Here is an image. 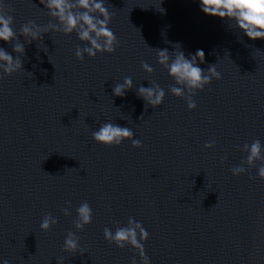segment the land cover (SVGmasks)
Here are the masks:
<instances>
[{"label":"water","instance_id":"1","mask_svg":"<svg viewBox=\"0 0 264 264\" xmlns=\"http://www.w3.org/2000/svg\"><path fill=\"white\" fill-rule=\"evenodd\" d=\"M0 3L16 33L0 49L22 62L12 75L0 68V264H131L133 257L142 264L131 246L104 238L105 228L114 233L129 217L149 233L150 264H264L261 161L231 172L246 159L245 144L264 146V39L204 14L200 0H104L119 44L79 60L77 46L89 45L64 34L40 0ZM29 21L48 31L32 40L21 32ZM178 43L186 57L203 50L198 66L215 64L221 76L192 97L193 110L171 94L175 81L158 63L156 48L174 56ZM125 77L133 88L115 96ZM151 82L166 93L157 108L137 95ZM109 122L130 128L142 147L95 142L93 131ZM84 202L92 222L78 231ZM49 213L58 223L42 231ZM69 232L79 238L77 252L64 250Z\"/></svg>","mask_w":264,"mask_h":264},{"label":"clouds","instance_id":"2","mask_svg":"<svg viewBox=\"0 0 264 264\" xmlns=\"http://www.w3.org/2000/svg\"><path fill=\"white\" fill-rule=\"evenodd\" d=\"M53 17L63 25V33L70 35L73 32L77 34L80 41L86 42L85 47L77 46L75 55L79 60H83L85 54L94 58L97 53H114L119 44L117 37L108 27L111 22V15L104 4V0H40ZM78 7L81 11L78 13L74 8ZM200 7L204 14L219 17L222 20L234 22V26L243 32L249 39H264V0H200ZM6 5L0 3V40L11 42L15 37L12 25L14 18L12 15L5 13ZM7 11H12L7 8ZM160 12L165 10L160 7ZM96 13V14H93ZM102 17V18H101ZM49 27H55L50 25ZM35 28V30H33ZM48 31V28L41 29L35 25L34 21L21 26V32L25 36H30L32 40L40 39L41 33ZM180 51H173V55L167 49H157L158 63L167 69L168 74L174 79L175 85L171 86L169 91L176 97L184 98L187 101L189 110L196 108V103L192 97L202 91L205 86L211 84L212 79H220V73L217 72L215 64L208 68L202 69L198 66L204 62L205 53L203 50H197L194 55L185 56L178 43ZM14 51L23 53L22 45H16ZM0 61H5V65H0L5 75H12L22 68V62L12 55L0 49ZM142 68L149 74L154 69L147 63L142 64ZM2 78V77H0ZM133 88L131 77H125L122 84H115L113 94L123 97L127 90ZM137 95L141 97L145 105H151L157 108L163 103L166 95L164 89L159 84L151 82L149 87L140 86ZM134 133L128 127H121L111 122L102 124L98 130L93 131L92 137L95 142L106 146L120 145L124 140H131L135 148L142 147L141 141L133 139ZM214 141L207 142L206 148L214 147ZM243 151L247 152L246 159L241 162L240 166L231 169L233 175H241L247 172L248 168L256 166V161H261L257 175L264 179V146L259 139L253 141L251 145L245 144ZM247 165V168L244 165ZM254 179V177H249ZM69 207L63 212L65 216L70 215ZM77 219L74 226L78 231H82L86 225L92 222V209L87 202L82 203L77 208ZM57 218L50 213L45 215L40 228L42 231H49L50 228L57 224ZM104 238L110 243L115 244L118 248L131 246L139 254L142 264H150V259L145 254L144 242L149 238L148 231L140 222L129 217L126 227H117L115 232L109 228L104 229ZM79 238L69 232L64 241V250L66 252H77L79 250ZM3 264H8L5 260ZM57 264H63L60 259ZM131 264H136L133 257Z\"/></svg>","mask_w":264,"mask_h":264}]
</instances>
